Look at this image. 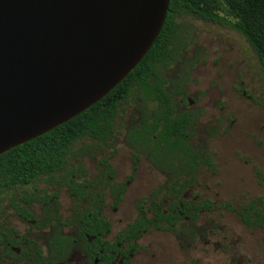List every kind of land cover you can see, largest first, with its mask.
<instances>
[{
	"label": "rangeland",
	"instance_id": "1",
	"mask_svg": "<svg viewBox=\"0 0 264 264\" xmlns=\"http://www.w3.org/2000/svg\"><path fill=\"white\" fill-rule=\"evenodd\" d=\"M178 22L177 43L184 47L179 59L163 67L162 73L168 80L181 82V92L192 100L191 106L203 111L193 142L207 146L215 167L202 169L189 199L208 200L213 209L194 222L197 238L188 249L179 244L180 239L160 235L159 242L171 249L157 247L155 251L171 254L175 264H264V230L246 227L235 213L252 200L261 199L264 207V71L250 45L228 25L189 16ZM137 97L134 92L121 105L117 133L109 147L84 140L72 149L71 162L89 178L100 175L101 161H109L115 168L117 183L125 187L116 220L133 211L135 204L163 182L145 159L133 165V151L123 139V130L136 115ZM39 187L48 193L54 189L44 183ZM57 189L59 207L69 209V194ZM19 200L14 191L0 197V224L11 221L18 225L13 209ZM227 203L231 209L222 206ZM154 237L155 233H149L143 244H157ZM140 254L141 262L149 260V252Z\"/></svg>",
	"mask_w": 264,
	"mask_h": 264
},
{
	"label": "water",
	"instance_id": "2",
	"mask_svg": "<svg viewBox=\"0 0 264 264\" xmlns=\"http://www.w3.org/2000/svg\"><path fill=\"white\" fill-rule=\"evenodd\" d=\"M169 0H0V155L88 110L141 62Z\"/></svg>",
	"mask_w": 264,
	"mask_h": 264
},
{
	"label": "trees",
	"instance_id": "3",
	"mask_svg": "<svg viewBox=\"0 0 264 264\" xmlns=\"http://www.w3.org/2000/svg\"><path fill=\"white\" fill-rule=\"evenodd\" d=\"M185 16L228 25L250 45L264 71V0H169L166 19L158 37L141 62L119 85L70 121L0 155V197L14 191L19 196L37 199L42 197L40 183L55 184L61 183L60 180H66L65 184L72 187L69 182H73L76 171L81 169L71 162L74 145L84 140L108 145L119 106L137 92L145 102L142 109L146 114L145 121L130 129L128 139L134 147L140 145L144 150L154 149L153 162L166 153L171 163H175L168 184L152 193L153 205L150 208H162L157 204V198L161 196L160 203L171 200L169 208L178 209L182 204L185 209L197 213L210 212L212 202H187L183 197L198 183L201 168L212 171L215 164L210 153L190 145L188 130L194 127L196 112H177L173 108L171 98L174 95L185 98L181 92L182 84L168 80L162 73L163 67L173 65L179 59L184 47L177 42L178 19ZM101 164L108 169L106 161H101ZM142 202L145 201H139L136 207L142 208ZM222 206L231 209L229 203ZM235 213L246 227L264 230L261 199L248 202Z\"/></svg>",
	"mask_w": 264,
	"mask_h": 264
},
{
	"label": "flooded vegetation",
	"instance_id": "4",
	"mask_svg": "<svg viewBox=\"0 0 264 264\" xmlns=\"http://www.w3.org/2000/svg\"><path fill=\"white\" fill-rule=\"evenodd\" d=\"M144 103V99L138 96L136 115L132 117L134 120L129 121L130 124L123 130L125 144L133 151V165L137 166L140 158H143L163 177L162 184L140 200L145 201L142 202L143 207L137 208L135 204L133 211H126L121 218L115 219L120 212L118 206L124 200L125 187L117 183L118 176L109 161L108 169L100 163L102 170L95 178L85 176L84 170H77L76 174L82 176L75 175L73 182H69L73 188L65 184L66 180H60L61 183L46 184L54 188L52 192L48 193L45 189L46 193L39 187L42 197L37 199L25 198V195L19 196L16 193L21 199V208L17 204L13 209V213L19 217L16 221L18 225H13L11 221L9 224H0V264H175L171 254L168 257L167 252L162 255L155 251L157 247L171 249L164 242H159L160 235L180 239L179 244L184 245L185 249L193 244L197 238L194 228L196 225L193 224L204 212L185 209L182 204L178 209L169 208L171 200L160 203L161 196L157 198V204L162 208H150L153 205L152 193L168 184L175 163H171L166 153L153 162L151 157L156 152L154 149L144 150L140 145L134 147L128 139L130 129L145 121L146 114L142 110ZM171 103L177 112H196L194 127L188 130L189 142L197 150L209 153L205 144L193 142V132L203 111L193 108V102L188 97L182 99L174 95ZM158 109L161 108L158 106ZM118 116L119 113L113 134L108 139V147L117 133ZM57 188L64 189L69 194V209L62 210L59 207ZM190 190L183 194L187 202L190 201ZM194 212L196 218L193 220ZM149 233H155L153 240H158L157 244H143ZM143 251L150 253L149 260L145 263L138 259Z\"/></svg>",
	"mask_w": 264,
	"mask_h": 264
}]
</instances>
